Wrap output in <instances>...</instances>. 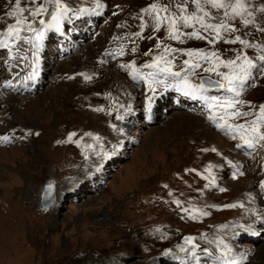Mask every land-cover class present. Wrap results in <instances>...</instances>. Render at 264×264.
Masks as SVG:
<instances>
[{"label":"rangeland","instance_id":"374dc122","mask_svg":"<svg viewBox=\"0 0 264 264\" xmlns=\"http://www.w3.org/2000/svg\"><path fill=\"white\" fill-rule=\"evenodd\" d=\"M99 2L102 9H96L97 0H61L68 10L87 9L92 15L64 28L55 39L58 46L47 38L37 41L36 29L26 36L24 24L21 39L0 49V137H9L0 139V264H220L214 258L223 249L221 240L233 256L243 257L237 263L264 264V147L251 154L238 149L242 141L208 119L224 109L209 111L201 100H189L174 87L154 84L153 93L145 81L133 80L120 67L134 62L141 72L152 71L143 65L162 50L156 48L158 40L173 48L216 51L225 60L241 46L198 40L180 44L166 39L163 27L155 32L148 17L141 32V10L168 0ZM11 3L0 0V39L15 23L6 15ZM40 5L55 6V0H21V7ZM232 23L239 29L236 35L247 31L245 39L264 45L259 32ZM244 54L262 63L257 57L264 52L248 48ZM184 59L188 57L177 54L174 71ZM33 64L40 76L25 79ZM207 66L189 77H195L190 82L199 84L202 75L220 79L205 73ZM8 80L12 86L5 87ZM166 82L175 83L171 78ZM205 95L230 94L221 89ZM149 97L152 120H147ZM238 99L245 102L239 111L258 112L264 104V72L254 70ZM208 165L215 187H205L208 181L202 178ZM48 185L55 199L42 210L40 196ZM232 204L238 206L224 209ZM190 214L197 218L190 219ZM245 228L260 239L240 238ZM185 237L193 238L198 259L191 245L182 246Z\"/></svg>","mask_w":264,"mask_h":264},{"label":"snow or ice","instance_id":"6c2138e0","mask_svg":"<svg viewBox=\"0 0 264 264\" xmlns=\"http://www.w3.org/2000/svg\"><path fill=\"white\" fill-rule=\"evenodd\" d=\"M32 4L36 3V0H31ZM56 11L52 15V23L48 25L49 28H59L60 21L69 11L65 7L61 0H55ZM103 4L97 0L96 9H102ZM215 10V11H213ZM46 11L43 5L29 9L21 7V0H14L11 3L10 10L6 13L7 16L15 18V23L10 24L7 27L5 37H14L15 39H21L20 33L25 24L23 14L27 12L29 16L35 18ZM81 11H88L87 9H81ZM95 11V9L93 10ZM163 13V14H162ZM148 17L151 20V26L155 32L161 31L163 27L167 33L166 39L176 41L180 44L185 43L187 40L206 41L209 44H214L219 41H223L226 44H239L240 50L235 54L233 58L222 59L220 54L216 51H206L205 49H179L173 48L169 44H163L158 40L156 44L157 49H162L158 55H154L152 62L145 63L144 68L151 69L152 71L144 73L141 72L133 63L121 64L120 67L128 70L129 76L133 80H143L147 84L149 90L155 93L156 89L153 85H163L165 89L174 87L177 92L182 93L185 97H191L192 99L201 100L209 111L213 108H222L224 111L217 117V114L212 113L208 116L218 129L224 130L226 134L231 135L232 139L239 138L242 143H238L236 147L238 149H246L254 152L257 148L264 147V104L259 105L258 112L253 111H239L240 106L245 102L238 99L242 92L245 90L246 82H249L254 75V70L257 74L264 72V55H259L257 60L260 63H254L247 55L244 54V49L254 48L261 52H264V45L250 43L244 37L248 35L245 31L240 35H236L239 29L232 22L237 21L242 24L245 29L253 28L255 32H259L264 36V0H260L256 3L255 0H168L167 4L152 3L148 7L141 10V32L148 25L144 22V18ZM259 21V23H257ZM44 23L43 20L40 21ZM184 29H191V31H184ZM31 31V27H28ZM140 32L135 33L136 36H140ZM226 36L228 38H226ZM43 33H37L35 39L41 40ZM151 38V37H150ZM163 44V47H162ZM9 47L7 40H0V48ZM136 51L135 48L132 49ZM177 54L187 56L188 59H184L180 63L179 70H173L174 61L177 60ZM119 55H123V49L119 50ZM149 55V53H145ZM35 56V53H34ZM11 58V54H10ZM38 63V58H37ZM204 64L207 67H203L205 73H215L220 79L212 80L202 79L199 84H193L190 82L189 77L196 76L197 70L201 69ZM223 67L227 69V72H221L219 69ZM38 74L36 64H33V72L25 79H32ZM85 80L91 79L89 76L84 77ZM171 78L175 81L174 84H168L166 81ZM5 87L12 86V81H5ZM209 88L224 89L226 93L230 95L224 98L208 97L205 93ZM146 108L150 111L152 107V97L148 98ZM250 108H255L254 105L249 104ZM96 111H103V109H95ZM111 114V113H110ZM255 116L252 120H246L244 123L232 124L228 122V118L240 119L242 117ZM223 121L218 123L217 119ZM123 119V117H118ZM70 134L69 140L71 136ZM88 135V134H86ZM0 139L7 141L8 136L0 137ZM98 139V137H93ZM91 148V145L87 146ZM202 151H209V149H202ZM215 151V149H211ZM106 155V154H105ZM188 171H195L190 169ZM204 171L207 176L202 178L206 179L208 183L205 187H215V177L212 173V165H208ZM242 174V173H240ZM197 175H200L197 172ZM236 173H233L235 178ZM260 188L264 190V181L260 182ZM49 191L51 185L48 186ZM224 191V189H220ZM171 195V194H170ZM173 203L180 205L179 200H174ZM238 205L232 204L226 207H237ZM184 211H188L184 209ZM196 212L201 216H207L208 213L203 210L197 209ZM190 219L195 220L196 214H190ZM264 219V218H261ZM244 231H249L245 228ZM185 244L191 245V252L195 257L196 245L193 244L192 237H185ZM222 244L223 249L219 256L214 259L219 261L220 264H237V259H243V257H235L232 255V249L224 244L223 241H218V245ZM181 251L186 249L181 248Z\"/></svg>","mask_w":264,"mask_h":264},{"label":"water","instance_id":"95a60500","mask_svg":"<svg viewBox=\"0 0 264 264\" xmlns=\"http://www.w3.org/2000/svg\"><path fill=\"white\" fill-rule=\"evenodd\" d=\"M204 79H208V78H204ZM48 186H46L43 189L40 196V207L42 210H47L55 199L53 187L51 186V190L49 191ZM182 242L185 243V239Z\"/></svg>","mask_w":264,"mask_h":264},{"label":"bare ground","instance_id":"6f19581e","mask_svg":"<svg viewBox=\"0 0 264 264\" xmlns=\"http://www.w3.org/2000/svg\"><path fill=\"white\" fill-rule=\"evenodd\" d=\"M78 64H79V63H78ZM41 68L43 69V66H41ZM107 74H108V73H107ZM16 102H18V101H16ZM16 102H15V103H16ZM167 103H168V102H167ZM19 104H20V103H19ZM160 108H161V107H160ZM157 109H158V108H157ZM153 111H154V110H153ZM156 114H157V113H156ZM181 126H182V125H181ZM39 136H40V135H39ZM182 246L184 247V246H186V244L183 243Z\"/></svg>","mask_w":264,"mask_h":264}]
</instances>
